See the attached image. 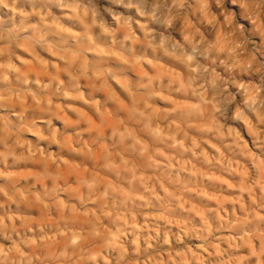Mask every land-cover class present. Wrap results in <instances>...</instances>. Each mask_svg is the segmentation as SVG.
Instances as JSON below:
<instances>
[{
    "label": "clouds",
    "instance_id": "obj_1",
    "mask_svg": "<svg viewBox=\"0 0 264 264\" xmlns=\"http://www.w3.org/2000/svg\"><path fill=\"white\" fill-rule=\"evenodd\" d=\"M0 264H264V0H0Z\"/></svg>",
    "mask_w": 264,
    "mask_h": 264
}]
</instances>
